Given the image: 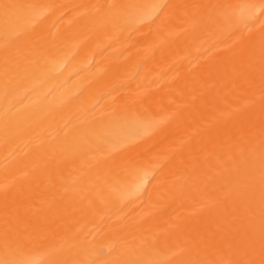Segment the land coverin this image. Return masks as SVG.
<instances>
[{"label": "bare ground", "instance_id": "obj_1", "mask_svg": "<svg viewBox=\"0 0 264 264\" xmlns=\"http://www.w3.org/2000/svg\"><path fill=\"white\" fill-rule=\"evenodd\" d=\"M0 264H264V0H0Z\"/></svg>", "mask_w": 264, "mask_h": 264}]
</instances>
